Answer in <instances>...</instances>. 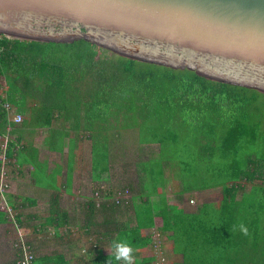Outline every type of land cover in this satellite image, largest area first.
Masks as SVG:
<instances>
[{
    "label": "trees",
    "instance_id": "16d2710c",
    "mask_svg": "<svg viewBox=\"0 0 264 264\" xmlns=\"http://www.w3.org/2000/svg\"><path fill=\"white\" fill-rule=\"evenodd\" d=\"M101 52L110 51L85 39L45 43L0 35V77L7 87L0 119L8 115L1 107L4 101L19 111L39 97L78 100L84 91L91 102V134L135 131L140 145L159 148L156 156L136 164L140 180L129 197L99 204L113 214L130 212L134 226L114 242L131 244L135 264L157 261L145 254L152 238L143 233L155 227L157 216L169 250L180 257L174 264H264V184L244 183L264 164V95L190 70L116 54L102 59ZM36 86L44 88L38 92ZM166 172L175 183L171 190L167 186V194L159 191ZM217 187L222 188L220 200L199 212L180 205L186 194ZM171 193L178 203L169 202ZM155 195L160 197L158 209ZM4 215L0 210V224ZM16 253L19 260L17 247ZM91 254L90 264H122L113 252ZM32 264L66 261L60 254L34 257Z\"/></svg>",
    "mask_w": 264,
    "mask_h": 264
},
{
    "label": "crops",
    "instance_id": "0c3cea01",
    "mask_svg": "<svg viewBox=\"0 0 264 264\" xmlns=\"http://www.w3.org/2000/svg\"><path fill=\"white\" fill-rule=\"evenodd\" d=\"M39 88L44 87L34 89L39 92ZM90 107L83 91L78 100L43 101L39 97L28 102L17 111L24 118L22 124L12 123L10 115L0 119V152L5 150L11 182L10 190L0 195V210L3 206L7 211L1 210L5 215L0 237L11 235L8 227H13V235L22 233L36 258L41 252H57L54 255L61 254L66 264H72L75 254L87 252L82 257L86 261H80L90 264L89 252L110 254L119 233L134 226L130 212L119 209L113 214L99 204L137 188L136 164L159 151L140 145L135 131L91 134ZM131 152L137 161L129 165L130 171L127 159ZM159 191L167 194V172ZM152 202L158 209L160 197L152 196ZM169 202L173 203L170 198ZM162 225L157 216L155 227L143 233L151 238L158 234L167 241Z\"/></svg>",
    "mask_w": 264,
    "mask_h": 264
},
{
    "label": "water",
    "instance_id": "95a60500",
    "mask_svg": "<svg viewBox=\"0 0 264 264\" xmlns=\"http://www.w3.org/2000/svg\"><path fill=\"white\" fill-rule=\"evenodd\" d=\"M0 35L85 39L264 95V0H0Z\"/></svg>",
    "mask_w": 264,
    "mask_h": 264
},
{
    "label": "rangeland",
    "instance_id": "374dc122",
    "mask_svg": "<svg viewBox=\"0 0 264 264\" xmlns=\"http://www.w3.org/2000/svg\"><path fill=\"white\" fill-rule=\"evenodd\" d=\"M113 56H114L113 52H109L108 54H105L104 52L100 53V57L102 59H104V57L112 58ZM0 88L4 91L2 95L3 97H5L7 87L2 77H0ZM28 102L34 103V101H28ZM262 104L264 105V99L262 100ZM12 108H13L12 109L13 111L16 110L15 106ZM11 116L12 114H10V117ZM262 128L264 129L263 123H262ZM144 149H147V148H144ZM148 149H152L156 152L159 151V148L157 146H153V148H148ZM143 156L144 155H141L140 159L144 160ZM135 161H137V157L136 155H133V152H131L130 156L127 159V165L130 171L132 168L129 167V165L131 166V164ZM7 163H8V160H6V164ZM252 176L253 178L251 179L250 182H247V181L244 182L247 184L248 187L251 186V184H264V164L263 163L258 164L257 167L254 168V170L252 171ZM133 180L136 181V178L133 177ZM174 185H175L174 180L172 179L171 176H168V179H167L168 188L171 190V187H174ZM132 192L133 191L126 189V197H129L130 194H132ZM221 197H222V188L217 187V188L209 189V190L202 191V192H194L191 194H186L184 196L183 202L180 205H182L186 210L190 212H199L203 206H205L206 204L216 203L217 201L220 200ZM169 198L173 203H178V201L175 198V194H172V193L169 194ZM8 228H10L11 235H8L7 238L0 237V250H1L0 251V264H13V262L16 263V261H18L17 259L18 252L16 253V247H17L16 241L19 239L22 233H18V235H15V234L13 235V227L12 228L8 227ZM152 240H153V247H150V249L147 250L145 254L148 256H156L157 261L155 264H174L177 261H180V257L173 255L172 252L169 250L168 248L169 240L166 241L164 238H162L158 234H155ZM166 245H167V250L165 248ZM56 253L57 252L55 253L41 252L39 255L37 254V258L41 255L42 256L54 255ZM69 255L70 254H67V257H69ZM86 256H87V252L75 254V260L72 261V264H81L82 261L80 260L83 259L82 257L86 258ZM34 257H36V254L34 255ZM83 260L86 261L85 259Z\"/></svg>",
    "mask_w": 264,
    "mask_h": 264
},
{
    "label": "built area",
    "instance_id": "2783aa9c",
    "mask_svg": "<svg viewBox=\"0 0 264 264\" xmlns=\"http://www.w3.org/2000/svg\"><path fill=\"white\" fill-rule=\"evenodd\" d=\"M4 91L0 88V100L3 99V93ZM2 109L8 114H12V122L16 125L22 124L24 121V118L21 114L17 112V109L13 111L11 103H8L7 101H4L1 104ZM6 155L5 150L2 149L0 152V195L6 193L11 188L10 180H8L7 176V164H6ZM95 196H99V194L95 193ZM118 199H125L126 197V190L119 194ZM1 210L6 211L5 207H1ZM17 248L20 249L21 255L19 256L18 264H32L34 260L33 250L32 247L26 242L23 236H20L19 239L16 241ZM163 260V259H162Z\"/></svg>",
    "mask_w": 264,
    "mask_h": 264
},
{
    "label": "clouds",
    "instance_id": "9594fccd",
    "mask_svg": "<svg viewBox=\"0 0 264 264\" xmlns=\"http://www.w3.org/2000/svg\"><path fill=\"white\" fill-rule=\"evenodd\" d=\"M245 234L247 230L245 229ZM134 249L128 242H114L113 255L116 261L122 264H135V257L133 255Z\"/></svg>",
    "mask_w": 264,
    "mask_h": 264
}]
</instances>
